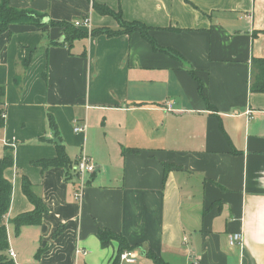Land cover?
Here are the masks:
<instances>
[{"label":"crops","instance_id":"crops-1","mask_svg":"<svg viewBox=\"0 0 264 264\" xmlns=\"http://www.w3.org/2000/svg\"><path fill=\"white\" fill-rule=\"evenodd\" d=\"M92 1L146 25L159 49L139 31L67 42L47 23L118 28ZM8 3L45 15L41 27L0 33L15 264H110L117 242L103 247L98 228L168 264H264V92L250 89L252 59H264V0ZM50 119L71 166L82 152L95 163L80 201L71 166L36 163L56 154ZM22 178L47 212L15 233L8 221L33 209ZM232 233L240 241L230 244Z\"/></svg>","mask_w":264,"mask_h":264},{"label":"trees","instance_id":"trees-1","mask_svg":"<svg viewBox=\"0 0 264 264\" xmlns=\"http://www.w3.org/2000/svg\"><path fill=\"white\" fill-rule=\"evenodd\" d=\"M92 7L102 15L113 16L118 21V28L98 27L92 28L90 31H88L84 27L75 26L73 22L69 21L57 22L49 20L47 23L61 28L63 31L64 40L67 42H71L76 38H83L88 35L104 34L110 37L121 33L139 31L144 39L149 41L154 48L159 49L153 37L149 35L148 27L146 25L137 21H124L121 18L120 11H114L108 6L98 4L95 1H92ZM44 18L45 15L32 9L12 7L8 3V0H0V33L8 31L10 24L34 25L41 27L44 24L41 22ZM252 67L254 68L255 73L253 75L254 78L250 89L252 91L264 92V59H252ZM198 89L201 91L200 83H198ZM4 94L5 88L3 85H0V128L4 126L5 122L3 108ZM49 122L50 127L53 129L57 138V140L54 141L56 154L51 159H42L36 163L40 165L42 169L49 166H62L66 169H69L71 166L70 160L67 156L65 146L61 142L60 136L58 135L57 126L52 119H50ZM12 153V148L6 146L4 147L3 154L0 157V264H15L13 259L5 253L9 247L6 229L7 220L5 217L10 206L12 184L4 177L3 172L6 168L11 167L13 164ZM167 167V165L164 166V171L167 169ZM21 187L25 196L33 204V209L22 212L8 221L13 225L15 233H18L22 226L40 224L42 221V216L47 212L45 203L41 197L32 190V186L27 178H22ZM96 236L103 247L109 245L112 240L117 242V251L111 258L110 264H120L119 254L123 250L135 249V246L129 245L121 234L113 232L107 228H98ZM145 256L150 258L154 264H168L160 256H157L149 250L145 251Z\"/></svg>","mask_w":264,"mask_h":264},{"label":"built area","instance_id":"built-area-1","mask_svg":"<svg viewBox=\"0 0 264 264\" xmlns=\"http://www.w3.org/2000/svg\"><path fill=\"white\" fill-rule=\"evenodd\" d=\"M73 24L75 26L80 27H90V21L88 18H83L81 20H75L73 21ZM167 109H170V105L166 107ZM75 132H80L85 129V123H76L74 126ZM72 172L74 173L75 177L78 181V186L74 192V198L78 201L82 199L83 190L86 185L87 176L91 175L95 171V163L92 161V159L89 158L85 153H80L76 161L71 166ZM241 234L240 233H232L228 235V241L229 243L240 241ZM78 252V250H77ZM9 257H14V253L12 249L7 250ZM138 256V250L132 249V250H123L119 254V260L120 264H131L136 261V257Z\"/></svg>","mask_w":264,"mask_h":264},{"label":"rangeland","instance_id":"rangeland-1","mask_svg":"<svg viewBox=\"0 0 264 264\" xmlns=\"http://www.w3.org/2000/svg\"><path fill=\"white\" fill-rule=\"evenodd\" d=\"M94 12L98 13L97 11H94ZM124 264H127V263H124ZM131 264H154V263L150 258L138 254V256L136 257V261Z\"/></svg>","mask_w":264,"mask_h":264}]
</instances>
